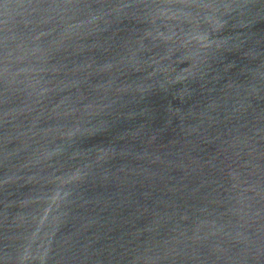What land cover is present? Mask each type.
<instances>
[{
	"label": "water",
	"instance_id": "obj_1",
	"mask_svg": "<svg viewBox=\"0 0 264 264\" xmlns=\"http://www.w3.org/2000/svg\"><path fill=\"white\" fill-rule=\"evenodd\" d=\"M0 264H264V0H0Z\"/></svg>",
	"mask_w": 264,
	"mask_h": 264
}]
</instances>
